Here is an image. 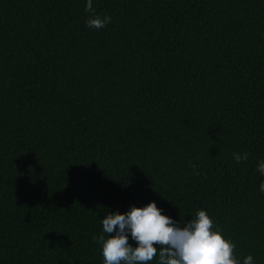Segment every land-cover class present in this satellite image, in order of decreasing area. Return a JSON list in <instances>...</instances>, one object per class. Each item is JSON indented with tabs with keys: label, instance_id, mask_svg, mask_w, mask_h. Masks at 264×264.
I'll return each instance as SVG.
<instances>
[{
	"label": "trees",
	"instance_id": "16d2710c",
	"mask_svg": "<svg viewBox=\"0 0 264 264\" xmlns=\"http://www.w3.org/2000/svg\"><path fill=\"white\" fill-rule=\"evenodd\" d=\"M85 5L0 0V264H103L102 217L150 201L264 264V0Z\"/></svg>",
	"mask_w": 264,
	"mask_h": 264
},
{
	"label": "clouds",
	"instance_id": "9594fccd",
	"mask_svg": "<svg viewBox=\"0 0 264 264\" xmlns=\"http://www.w3.org/2000/svg\"><path fill=\"white\" fill-rule=\"evenodd\" d=\"M85 11L92 13L86 26L102 29L111 22L110 16L95 14L93 0H86ZM240 163L247 161V152L232 154ZM257 170L264 175V160ZM264 192V182L259 186ZM102 233L94 238L101 244L103 264H149L158 257V264H254L251 254L242 261L234 255V243L222 235L219 226L204 209L183 224L163 215L155 202L143 207L130 206L127 212H108L101 219ZM131 239L136 242L133 247Z\"/></svg>",
	"mask_w": 264,
	"mask_h": 264
}]
</instances>
